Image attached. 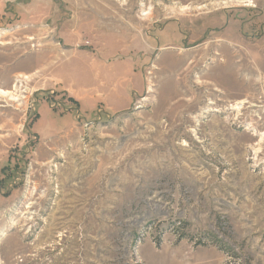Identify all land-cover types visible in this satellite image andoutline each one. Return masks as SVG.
<instances>
[{
  "label": "rangeland",
  "instance_id": "374dc122",
  "mask_svg": "<svg viewBox=\"0 0 264 264\" xmlns=\"http://www.w3.org/2000/svg\"><path fill=\"white\" fill-rule=\"evenodd\" d=\"M0 91V264H264V0H0Z\"/></svg>",
  "mask_w": 264,
  "mask_h": 264
},
{
  "label": "crops",
  "instance_id": "0c3cea01",
  "mask_svg": "<svg viewBox=\"0 0 264 264\" xmlns=\"http://www.w3.org/2000/svg\"><path fill=\"white\" fill-rule=\"evenodd\" d=\"M74 57L86 59L88 61V72L93 76L92 81L86 78L82 80L83 87L90 86L92 91L86 96L88 98L76 96V99L80 100L81 106H91L92 108L97 102H100V96H102L104 107L112 113L123 112L130 102L125 92L126 85L136 81L131 63L129 61H118L109 64L106 63L102 55V58H97L95 55L85 52L78 53ZM72 94L75 95L74 92ZM108 95L111 98L106 99ZM94 99H97V101L95 102Z\"/></svg>",
  "mask_w": 264,
  "mask_h": 264
},
{
  "label": "bare ground",
  "instance_id": "6f19581e",
  "mask_svg": "<svg viewBox=\"0 0 264 264\" xmlns=\"http://www.w3.org/2000/svg\"><path fill=\"white\" fill-rule=\"evenodd\" d=\"M150 91V90H149ZM9 94L5 91H0V98H4V97H7ZM14 101H17V100H14Z\"/></svg>",
  "mask_w": 264,
  "mask_h": 264
},
{
  "label": "built area",
  "instance_id": "2783aa9c",
  "mask_svg": "<svg viewBox=\"0 0 264 264\" xmlns=\"http://www.w3.org/2000/svg\"><path fill=\"white\" fill-rule=\"evenodd\" d=\"M178 236H180V233L178 234Z\"/></svg>",
  "mask_w": 264,
  "mask_h": 264
},
{
  "label": "trees",
  "instance_id": "16d2710c",
  "mask_svg": "<svg viewBox=\"0 0 264 264\" xmlns=\"http://www.w3.org/2000/svg\"><path fill=\"white\" fill-rule=\"evenodd\" d=\"M176 230H179V228H177Z\"/></svg>",
  "mask_w": 264,
  "mask_h": 264
}]
</instances>
